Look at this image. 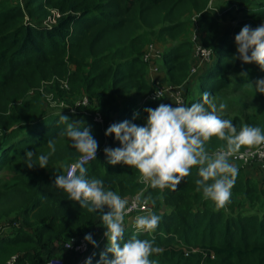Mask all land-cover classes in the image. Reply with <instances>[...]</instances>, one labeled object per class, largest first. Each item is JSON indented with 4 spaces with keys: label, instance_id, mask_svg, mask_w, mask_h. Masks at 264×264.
Returning <instances> with one entry per match:
<instances>
[{
    "label": "trees",
    "instance_id": "1",
    "mask_svg": "<svg viewBox=\"0 0 264 264\" xmlns=\"http://www.w3.org/2000/svg\"><path fill=\"white\" fill-rule=\"evenodd\" d=\"M206 4L207 0H0V181L4 172H10L6 179L10 190L4 192L8 195L4 198L15 202L7 209L0 199V220H14L8 231L0 230V264H7L12 257L14 264H44L57 257L56 253L63 259L67 254L62 248L64 242L84 239L88 234L93 237L105 229L98 213L81 208L66 192L53 186L56 175L64 174L67 164L81 154L68 137L61 135L67 128L60 121L63 114L41 111L43 100L35 91L40 83L68 75L73 94H86L105 108V112L95 110L102 115L104 125L129 120L143 126L145 109L169 104L164 93L157 97L147 80L150 59L144 61L142 51L146 35L157 25H162L159 32L173 33L181 27L178 20L182 14L200 12ZM233 8L237 9L234 13L242 15L232 17L235 28L228 26L223 31L221 25ZM262 23V0H229L225 10L210 18L201 44L212 50L213 62L197 74L195 98L185 105L202 102L204 92H209L217 104L228 95L231 78L248 72L247 64L233 58L237 55L235 36L245 25L256 28ZM192 43L182 40L163 48L162 64L169 85L180 86L189 80ZM244 83L234 85L232 93ZM106 111L114 112L116 120ZM221 116L231 120L237 130L247 124L264 131V108L259 121L247 113L222 112ZM90 120L87 126L99 146L106 139L104 148L120 147L114 135L105 136L107 127L95 123L92 117ZM49 139L55 141V159L47 168L25 166V152L34 151L35 162L46 155L43 151ZM224 145V141L213 138L206 149ZM84 167L88 178L102 180L106 189L121 197L141 188L137 170L108 164L104 149ZM246 169L258 171L259 177H251ZM261 176L255 166L238 167L231 202L219 210L196 190L195 181L200 179L197 167L175 191L150 187L147 195L155 197L156 209L162 210L156 212L159 225L151 234L133 233L124 227L121 246L134 234L152 241L161 249L150 257L154 264H264ZM107 244V239L103 240L94 249L91 264H98Z\"/></svg>",
    "mask_w": 264,
    "mask_h": 264
},
{
    "label": "clouds",
    "instance_id": "2",
    "mask_svg": "<svg viewBox=\"0 0 264 264\" xmlns=\"http://www.w3.org/2000/svg\"><path fill=\"white\" fill-rule=\"evenodd\" d=\"M235 45L237 55L233 56L234 60L239 59L242 64H256L264 70V23L256 28L243 26L235 36ZM238 75L247 79L248 72L241 71ZM249 85L253 87L251 83ZM254 90L264 94V78L255 81ZM156 95L160 97V94ZM202 97V102L190 106L177 102L175 107L160 104L154 109L147 108V120L143 126L129 120L110 125L105 136L114 135L120 147L104 148L107 163L136 169L145 184L161 191L165 188L175 191L181 181L191 174L192 168L197 167L200 179L195 181L196 190L202 192L204 199L211 200L217 210L226 208L231 202V190L238 175V168L230 162V158L241 147L264 146V131L247 124L237 130L231 120L221 116L227 108L225 103L217 107L209 92L202 93ZM60 121L67 124L61 135L68 137L72 147L81 155L66 174L56 175L53 186L66 192L69 199L81 208L99 214L106 228L104 235L108 244L100 253L98 264H154L150 257L161 249L154 247L152 241L138 239L134 234L121 246L124 218L131 211L127 199L106 189L102 180L90 179L86 175L84 165L96 159L99 148L91 128L85 126L84 121H70L66 115H60ZM213 138L224 141L225 145L209 153L206 145ZM47 146L55 152L53 139L48 140ZM34 155V151L25 152V166L47 168L48 156L37 157V164L33 162ZM149 199H145L144 203ZM105 206L109 211L104 212ZM159 222L160 216L154 213L138 215L134 227L137 233L153 232ZM84 239L96 246L91 234ZM86 264H91V258Z\"/></svg>",
    "mask_w": 264,
    "mask_h": 264
},
{
    "label": "rangeland",
    "instance_id": "3",
    "mask_svg": "<svg viewBox=\"0 0 264 264\" xmlns=\"http://www.w3.org/2000/svg\"><path fill=\"white\" fill-rule=\"evenodd\" d=\"M229 0H207V4L204 7V9L200 12H191V13H187L183 16V14L180 16L178 22L181 23V27L174 31L171 34L168 33H162L159 32V29L162 25H157V26H152L150 29L149 34L146 35V41L145 44L143 46L144 50L143 51V55L146 54V52L148 51L149 47L152 45L155 52L153 53V56H151L149 59L151 62L152 60H155V66L158 68V75H160V77L163 76L164 73V67L162 70V51L163 48L167 45H173L176 44L177 42H180L182 40H188L193 42V54H192V61H201L203 63H201V65H197L195 64V66H190V70L191 68L195 69L194 73L189 72L190 77L189 80L184 83L183 85L178 86L181 90L180 91H176L179 93V97L181 98V100H183V104H186L189 100L195 98V87L196 85V76H198L197 74L200 73L201 69L203 67H201L199 69L200 66L204 65L206 67V65L211 64L213 62V52L210 48H207L209 50H211L212 55H211V60L209 62L203 61L201 59H199L198 57L195 56V47L196 45H201V39L204 38L205 34L208 33V29H209V24L208 21L210 20V18L214 15L217 16L218 13L222 12L223 10L226 9V6L228 4ZM255 1V0H252ZM261 1V0H258ZM264 1V0H262ZM246 8V7H245ZM237 10L235 8H233L231 15L224 21V24L221 25V29L224 31L228 26H230L232 28H235L236 25L233 22V18H240L242 13H234V11ZM203 14H206V17L203 16ZM235 16V17H234ZM233 17V18H232ZM169 23V21L167 22ZM171 23V22H170ZM163 25L165 26L166 24L163 23ZM228 27V28H230ZM227 28V29H228ZM226 29V30H227ZM225 30V31H226ZM195 37H197L199 40L195 39ZM204 47V46H203ZM156 52H158V54L156 55ZM148 64V63H147ZM146 64V67H147ZM254 67H251L249 64H247L245 67H247L248 70V76L247 79L241 77V76H237L232 77L231 78V88H230V92L228 93L227 96H222L220 98L219 104L220 103H225L227 105V108L223 111L225 113H229L230 115L232 113H242V114H250V115H254L255 116V120L259 121L260 120V113L262 112V109L264 108V94H260V93H256L254 88H255V81L259 78H264V70H261L260 67L256 64H251ZM244 67V68H245ZM147 69V68H146ZM193 79H195V83L193 84ZM63 82L67 83V87H65L63 84ZM240 82H246L244 83L243 86H241L240 90H237L236 92L232 93V90L234 88V85L236 86H240L241 84H239ZM249 83L252 84L253 87H251L249 85ZM190 85H193V89L190 88ZM62 86V87H61ZM162 90V89H160ZM36 92H38L41 95V99L43 100V106L41 107V111L42 112H48V113H61L63 115H66L69 117V119H71V121H84L85 122V126L89 125L91 122L90 120V116L84 115L83 113H78L81 115H77L76 111L78 110V108L75 107V104L80 101L82 98H87L88 99V104L86 107V111L90 112V113H97L95 112V110L98 111H104L105 108H101V105H98L94 100H91V98H89L86 94H79V93H75L73 94V91L70 88V85L68 83V75L65 76V78H50L48 81H43L40 83L39 87L35 90ZM192 92L194 93V95H192ZM164 93V91H163ZM76 94V95H75ZM165 94V93H164ZM175 91H172V95L169 97L165 94V96L167 97V99H171L173 101V106H176L174 98H175ZM170 100H168L169 102ZM217 104V103H216ZM219 104H217V107H219ZM101 106V107H100ZM73 110L72 113H70V111ZM107 114L110 116H112V118H114L113 120H116V115L114 112L111 113V111H106ZM104 131V130H103ZM1 135V132H0ZM104 138V136H103ZM106 139L105 141H103V144L101 146H99L98 151L99 155L102 151V149H104V145H105ZM215 148H221V147H215ZM215 148H207V150L209 151V153L214 152L216 149ZM245 148H250V147H243L242 149ZM45 154L48 156V162H51L52 160L55 159V156L57 155V151L55 150V152H52L50 148H45L44 151ZM80 156V155H79ZM79 159V158H78ZM77 159V160H78ZM77 160H73L70 161L67 166L70 163L76 162ZM38 160H35V162H37ZM19 161H16L15 166H18ZM234 164V163H232ZM236 167H238L236 164H234ZM66 168L63 169V171H65ZM3 178L1 179L2 181H0V199L2 201V207L5 208L8 207H13L15 206V202L11 199V198H4V197H8L7 194H5L4 192L9 191L10 188H8V184L9 181H7L6 179L9 178L10 176V172H4L1 175ZM261 178L263 179V176H261ZM137 183H141V188L139 190H137L135 193L133 194H125L122 198L127 199V201L129 202L135 195H139L140 198L144 201L145 199H148L150 196L151 199L148 200L147 207H148V212L145 214L143 212H135V217L134 215L130 216V217H126L124 218V226H126L128 229L132 230L133 233H136V229L134 227V222H135V218L138 215H147L149 213H154L156 214V212H162V210H157L156 209V205L153 203V201L155 202V197H152L151 194L147 195L148 190L150 189V185L145 184L141 178L139 177L137 179ZM142 193V195H141ZM207 202H209L211 205L213 204L215 207V204L211 201V200H206ZM215 209H217L215 207ZM225 209V208H223ZM1 212V211H0ZM14 220H12V218L10 217H5L3 219L0 220V230L4 231V226L9 225L10 223L13 222ZM106 230V228L104 230L101 231V234L95 235L93 236V240L96 241V244H98V246L96 248L99 247V243H101V241L106 240V237L104 235V231ZM151 234V232H150ZM88 242V241H87ZM89 243V242H88ZM61 245V244H60ZM60 245H58V247H60ZM90 247L92 248L93 245L91 243H89ZM60 249V248H58ZM57 249V250H58ZM196 249V248H194ZM65 251V250H64ZM67 254H64L63 260L65 264H73L75 262V260H82L83 256H73L72 252H67L65 251ZM55 256L60 257V255H57V253L55 254ZM71 262V263H70Z\"/></svg>",
    "mask_w": 264,
    "mask_h": 264
},
{
    "label": "built area",
    "instance_id": "4",
    "mask_svg": "<svg viewBox=\"0 0 264 264\" xmlns=\"http://www.w3.org/2000/svg\"><path fill=\"white\" fill-rule=\"evenodd\" d=\"M155 52L153 46L151 45L148 49V51L146 52V54L143 55V59L144 61H147L151 56H153V53ZM158 54V52H156V55ZM195 56L198 57L199 59L209 62L211 60V55L212 52L211 50L201 46V45H196L195 47ZM191 73L195 72L194 68H191L190 70ZM65 87H67L65 84H62ZM62 87V86H61ZM158 93L161 95H163V90L160 89H155V94ZM175 98L174 101L175 103L177 102H182L183 100H181V98L178 96L179 93L175 91ZM88 104V99L87 98H82L80 101H78L75 104V107L78 108V110L76 111V114L78 113H83L84 115L87 116H91L92 120L99 124L100 126H105V127H109L110 125H112V121L108 122L104 125L103 123V117L100 113H90L89 111H86V107ZM73 110L70 111V113H72ZM220 148H217L215 151L219 150ZM214 151V152H215ZM99 155V152L96 153V156ZM91 160L87 161L86 163L90 162ZM230 162L236 164L238 167L241 168H249V167H256L260 173L262 174L263 178H264V146H260V147H255V148H247L244 149L242 151H238L236 152L233 157L230 158ZM70 163L67 168L69 169L73 164ZM85 163V164H86ZM66 171L64 174H66ZM128 206L131 209V211H129L127 213L126 217H130L132 215L135 214V212H143V213H147L148 212V207L147 204L144 203V201L140 198L139 195H135L129 202H128ZM135 217V215H134ZM15 225V224H14ZM126 228V226H124ZM4 231H8L10 229L9 225L4 226ZM106 231V230H105ZM104 231V233H105ZM98 246V244H96V246H93L92 248L90 247L89 243L87 241H85L84 239H80V238H76V239H72L68 242H64L62 244V248L63 250L67 251V252H72L73 256L77 257V256H83L82 260H75V262L73 264H83L85 263L88 258H90L91 254L93 253L94 249ZM15 262V257H12L11 260L7 263V264H14ZM44 264H64L63 259L58 258V257H54L48 261H46Z\"/></svg>",
    "mask_w": 264,
    "mask_h": 264
},
{
    "label": "crops",
    "instance_id": "5",
    "mask_svg": "<svg viewBox=\"0 0 264 264\" xmlns=\"http://www.w3.org/2000/svg\"><path fill=\"white\" fill-rule=\"evenodd\" d=\"M155 60H152L151 62H148L147 64V80L149 82V84L154 88V89H162L164 91V93L167 95V96H171L172 95V91H180V88L178 86H171L169 85L166 80H165V75L163 73V76L160 77V75H158V68L155 66V63H154ZM201 61H192L191 60V66H195V64L197 65H201ZM203 67L204 68V65L200 66L199 69ZM202 68V69H203ZM201 69V70H202ZM162 70H163V64H162ZM193 84H194V81H193ZM181 87V86H180ZM190 88L193 89V85H190ZM192 95H194V93L192 92ZM170 100L169 101V104L173 106V101L171 99H168ZM238 168V167H237ZM245 173L247 174H250L251 177H259V173L258 171H253V170H244Z\"/></svg>",
    "mask_w": 264,
    "mask_h": 264
}]
</instances>
